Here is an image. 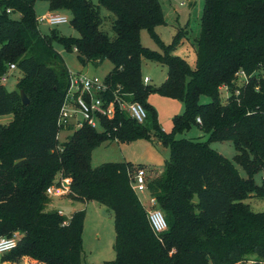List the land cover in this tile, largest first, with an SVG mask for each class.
Returning a JSON list of instances; mask_svg holds the SVG:
<instances>
[{
    "label": "trees",
    "instance_id": "obj_1",
    "mask_svg": "<svg viewBox=\"0 0 264 264\" xmlns=\"http://www.w3.org/2000/svg\"><path fill=\"white\" fill-rule=\"evenodd\" d=\"M47 1L51 10L70 12L77 35L58 27L43 32L36 0H0V76L12 62L22 71L16 89L0 83V115H13L0 122V236L20 235L17 246L2 253V263L29 257L34 264H86L85 210L67 218L49 207L46 194L66 177L67 198L97 201L114 214L117 256L101 264L264 263V211L245 202L264 198V181L255 180L264 172V0H205L195 66L174 53L187 28L180 27L169 43L156 30L166 23L160 0ZM102 7L112 15L104 16ZM107 18L113 34L103 28ZM144 28L161 50L143 44ZM55 42L76 50L84 65L110 60L105 95L116 100L114 114L102 117V128L86 123L64 141L57 119L71 70ZM144 57L167 65L159 85L144 81ZM21 90L29 102H23ZM155 90L184 102L169 131L148 100ZM203 95L211 100L203 102ZM117 96L141 102L145 120L120 108ZM193 124L208 133L207 140L178 138ZM138 139L170 148L163 170L147 179L148 194L167 221L162 233L152 229L133 188V163H91L102 143ZM223 141L234 144L233 160L211 146Z\"/></svg>",
    "mask_w": 264,
    "mask_h": 264
},
{
    "label": "rangeland",
    "instance_id": "obj_2",
    "mask_svg": "<svg viewBox=\"0 0 264 264\" xmlns=\"http://www.w3.org/2000/svg\"><path fill=\"white\" fill-rule=\"evenodd\" d=\"M96 1V0H94ZM163 6V11L166 18V23L156 27L161 38L169 43L172 41L175 33L180 27L187 28V36L174 49V53L185 57L188 62L195 66L196 63V43L197 38L201 33V17L203 14L205 0H160ZM1 8V7H0ZM35 9L37 15H41L50 10L47 0H36ZM71 18L70 12H65ZM104 16L112 15V12L106 7H102ZM17 17V14H13ZM40 28L43 32H49L51 28L58 27L62 33L67 35H77L78 31L73 27L70 19L59 24H51L46 21H39ZM103 28L113 34L112 23L110 19H106ZM141 39L144 45L153 49L161 50L159 44L152 38L148 29L144 28L141 31ZM56 48L61 51L66 59V62L72 72L82 71L91 76H99L104 79L108 71L112 67V62L106 59L103 63L90 62L84 65L78 58L76 50H69L60 42H55ZM167 65L160 62L143 58V74L151 77V84L159 85L167 76ZM22 76V71L18 67L11 69L8 72L6 80H2L7 89L13 90L17 88L18 79ZM224 98L227 96L226 89L222 90ZM149 102L156 108L158 112L159 122L166 130H171L173 127V118L176 114L184 111L185 105L179 98L161 94L159 91H153L149 94ZM201 100L207 102L211 100L208 95H203ZM12 114L0 115V122L7 123L12 119ZM99 128H102L101 124ZM71 130H63L60 132L59 139L64 141ZM178 138H199L207 140L208 133L203 131L198 124H193L190 129L178 133ZM211 146L218 150L225 157L233 160L237 151L231 141L212 142ZM170 157V148L167 145L151 142L145 139H138L131 142L121 143L115 140H110L96 147L92 153V166L96 167L105 162H123L129 161L137 169L144 168L147 179H152L155 176L154 170L164 168V164ZM145 168H150L146 170ZM237 168L243 177L247 174L244 169L237 164ZM154 169V170H151ZM260 172L255 176L257 183H262V175ZM52 207L55 210H61L67 218H70L74 211L84 209L85 221L83 230V261L86 264H101L107 261L116 259L117 252L115 248L116 230L113 212L106 206L97 201H82L71 200L67 197L54 198ZM142 201L148 208V199L142 195ZM252 210L256 212L264 211V198L259 196H250L245 199ZM55 204V206H54ZM51 207V208H52ZM2 256L0 253V264H2ZM11 263V262H6ZM16 264H25V261L15 262ZM28 264H33L31 259H28ZM14 264V263H11Z\"/></svg>",
    "mask_w": 264,
    "mask_h": 264
},
{
    "label": "built area",
    "instance_id": "obj_3",
    "mask_svg": "<svg viewBox=\"0 0 264 264\" xmlns=\"http://www.w3.org/2000/svg\"><path fill=\"white\" fill-rule=\"evenodd\" d=\"M12 8H8L11 11ZM39 21H46L51 24H59L68 21L69 16L62 11L49 10L41 15H38ZM14 62L9 64L8 70L1 76L2 80H6L8 72L11 69L16 68ZM240 76L246 77L244 70H240ZM144 81L149 82L150 76H144ZM108 85L104 79L99 76H91L85 72L71 71L70 86L68 88L67 97L62 105L57 123L59 127L58 138L60 132L63 130H75L80 128L84 124L92 126H99L103 116H112L115 110V101L106 98L105 91ZM227 91V87L223 86ZM228 94V91H227ZM120 108L127 109L128 112L139 121H144L146 118V109L144 105L139 101H129L122 97H116ZM198 121H201L200 117H197ZM144 168H139L133 177V188L140 195L148 193L147 177ZM264 181V174L262 175ZM71 180L69 178H62L60 184H54L47 188L46 194L52 199L53 197H66L70 193ZM149 207L147 208L148 217L152 226V229L156 233H162L168 227L167 221L161 209L157 207V199L154 196H148ZM60 214H64L59 210ZM20 235L15 233L11 237L0 236V253H5L18 244ZM257 263L254 260H249L246 264ZM264 264V263H260Z\"/></svg>",
    "mask_w": 264,
    "mask_h": 264
},
{
    "label": "crops",
    "instance_id": "obj_4",
    "mask_svg": "<svg viewBox=\"0 0 264 264\" xmlns=\"http://www.w3.org/2000/svg\"><path fill=\"white\" fill-rule=\"evenodd\" d=\"M62 12H64V11H62ZM145 76H148V75H145ZM150 80H151V77H150ZM146 170H149L150 168H145ZM151 170H154V169H151ZM163 170V168L162 169H159V170H154L156 173H155V175L156 174H159L161 171ZM148 196H149V194L148 193H146V194H144L143 195V197L144 198H146V199H148ZM54 198H62V197H53L52 199H51V202H50V204H49V207H52V204H53V199ZM54 206H55V204H54ZM53 208V207H52ZM28 259H31V258H29V257H25V258H23V260L22 261H25V264H28L27 262H28ZM32 260V262H33V264L35 263V261L33 260V259H31ZM2 264H7L6 262H4V263H2ZM11 264V263H10ZM14 264H16V263H14Z\"/></svg>",
    "mask_w": 264,
    "mask_h": 264
},
{
    "label": "water",
    "instance_id": "obj_5",
    "mask_svg": "<svg viewBox=\"0 0 264 264\" xmlns=\"http://www.w3.org/2000/svg\"><path fill=\"white\" fill-rule=\"evenodd\" d=\"M20 92H21V96H22L23 102H25V103L29 102V97L27 96L25 91L21 90ZM7 264H10V263H7Z\"/></svg>",
    "mask_w": 264,
    "mask_h": 264
}]
</instances>
